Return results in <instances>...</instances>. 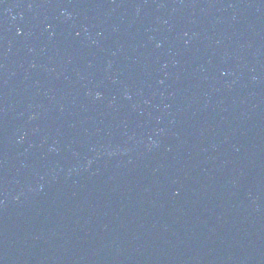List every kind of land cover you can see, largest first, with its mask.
<instances>
[{"label": "water", "instance_id": "obj_1", "mask_svg": "<svg viewBox=\"0 0 264 264\" xmlns=\"http://www.w3.org/2000/svg\"><path fill=\"white\" fill-rule=\"evenodd\" d=\"M0 264H264V0H0Z\"/></svg>", "mask_w": 264, "mask_h": 264}]
</instances>
